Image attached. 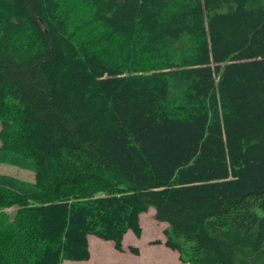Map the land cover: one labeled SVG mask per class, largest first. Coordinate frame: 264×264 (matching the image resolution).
<instances>
[{
    "label": "trees",
    "instance_id": "1",
    "mask_svg": "<svg viewBox=\"0 0 264 264\" xmlns=\"http://www.w3.org/2000/svg\"><path fill=\"white\" fill-rule=\"evenodd\" d=\"M0 125V264H264V0H0Z\"/></svg>",
    "mask_w": 264,
    "mask_h": 264
},
{
    "label": "rangeland",
    "instance_id": "2",
    "mask_svg": "<svg viewBox=\"0 0 264 264\" xmlns=\"http://www.w3.org/2000/svg\"><path fill=\"white\" fill-rule=\"evenodd\" d=\"M1 125H0V133H1ZM1 140V137H0ZM1 145V142H0ZM0 174L9 175L27 182H35V173L29 170H23L18 167H14L11 165L6 164H0ZM11 215L14 214V209L7 210ZM153 212L155 210L153 208H150L148 212L144 213L143 216V226L145 229V236L137 242V245L140 247H143L145 254L142 259L137 260L135 263H132L128 256H125L121 253H119L116 248L108 249L107 245L109 243L103 244L104 246L97 247L96 250L100 252L101 254L109 259L111 262H122V264H150L152 262H158L162 261L163 264H166V257L162 255L159 252H155L153 248H150L147 246V242L152 238L160 237L163 234L164 226L163 224H160L155 217H152ZM142 224V223H141ZM142 226V227H143ZM166 227H168L166 225ZM132 232V231H131ZM133 236L137 237L133 232ZM104 241V240H103ZM154 242V241H153ZM152 242V245H154ZM165 241H162L164 244ZM133 244L132 239L127 240V247ZM115 246V245H114ZM129 255V254H127ZM104 257V258H105ZM99 258L97 256H94V258L90 261H84V262H75V261H65V264H98ZM64 264V263H63ZM167 264H184L181 262V260L177 257V253L167 248Z\"/></svg>",
    "mask_w": 264,
    "mask_h": 264
},
{
    "label": "crops",
    "instance_id": "3",
    "mask_svg": "<svg viewBox=\"0 0 264 264\" xmlns=\"http://www.w3.org/2000/svg\"><path fill=\"white\" fill-rule=\"evenodd\" d=\"M143 216L144 214L141 215V223H142V226H143ZM152 217H155V212H153V215ZM160 224H163V225H167V223H161L159 222ZM166 225L164 226V229H163V234H164V231L165 229L167 228ZM145 236V229H144V226H143V234L141 237H135L133 236L132 232L129 231L125 238H124V241H123V251L120 252L118 251L119 253L125 255V256H128V259L132 262V263H135L137 260L139 259H142L144 257V254H145V251L143 249V247H140L137 245V242H139L143 237ZM128 239H132V243L133 244H130L128 247H127V240ZM157 240H160V241H165V236L164 235H161L160 237H157V238H152L150 239L148 242H147V246L150 247V248H153L155 250V252H159L161 253L162 255H164L166 258V261L165 263L167 264V247L164 245V244H160V245H152V242L153 241H157ZM105 243H109L107 245V248L108 249H112L113 247L115 248L114 246V243L111 242V241H103L95 236H90L89 237V244H90V251H91V258L90 260H92L94 258V256H97L99 258V263L98 264H122V262H111L109 259H107L103 253L101 254L100 252H98L96 250L97 247H101V246H104L103 244ZM133 247V248H137L139 251H140V254L139 255H136L134 253L131 252L130 248ZM177 253V252H176ZM129 254V255H127ZM105 257V258H104ZM177 257L179 258V254L177 253ZM180 259V258H179ZM89 260V261H90ZM182 262V261H181ZM65 264V262H64ZM150 264H163L162 261H158V262H152ZM185 264V263H184Z\"/></svg>",
    "mask_w": 264,
    "mask_h": 264
}]
</instances>
